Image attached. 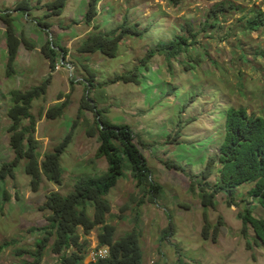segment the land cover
Listing matches in <instances>:
<instances>
[{
	"label": "rangeland",
	"instance_id": "374dc122",
	"mask_svg": "<svg viewBox=\"0 0 264 264\" xmlns=\"http://www.w3.org/2000/svg\"><path fill=\"white\" fill-rule=\"evenodd\" d=\"M21 1L0 0V17L10 15L16 36L23 35L33 45L30 50L20 46L15 75L6 78L5 27L0 19V167L14 158L6 133L12 90L24 91L49 80L45 96L31 103L35 118L40 110L66 104L61 118L48 120L43 114L36 122L39 162L70 132L72 137L60 157V186L43 177L39 190L32 192L24 161L12 178L0 182V264H32V258L18 253L33 251L42 238L39 229L48 216L40 209L45 197L52 192L65 197L79 179L100 177L107 170L103 158L94 159L98 144L85 132L94 126L95 115L79 111L82 99L101 117L138 136L152 180L160 186L153 203L145 200L133 209L131 196L141 198L135 183L129 177L117 182L107 196L111 211L106 221L115 226L114 240L137 228L143 264H264V246L253 242L251 228L244 231L239 217L249 210L254 218L264 219V210L249 196L253 184L235 188L231 198L228 192L217 193L211 207L201 204L200 187L193 185L207 159L218 156L228 108L264 117V28L244 29V20L264 15V0H177L175 5L169 0H100L90 26L83 17L88 0H66L58 17L47 15L45 4L53 0H25L27 13L14 10ZM221 3L237 9L218 14L209 27L207 14ZM38 22L49 25L47 33ZM125 23L141 33L138 38L126 36L115 58L77 54L80 43L95 32L92 27L108 33ZM190 34L197 36L192 40ZM179 36L188 40L186 53L169 62L155 55L141 63L158 44ZM46 41L65 51L53 69L40 51ZM83 65L95 74L92 83ZM137 66L138 85L111 83ZM179 123L182 136L175 141ZM168 161L182 171L167 169ZM214 183L215 176L207 180V190ZM205 223L209 228L204 237ZM97 233L95 229L85 238L89 250L97 247ZM55 262L46 251L41 264Z\"/></svg>",
	"mask_w": 264,
	"mask_h": 264
},
{
	"label": "trees",
	"instance_id": "16d2710c",
	"mask_svg": "<svg viewBox=\"0 0 264 264\" xmlns=\"http://www.w3.org/2000/svg\"><path fill=\"white\" fill-rule=\"evenodd\" d=\"M99 1H87L83 16L87 26H90L96 17V7ZM169 2L175 5L177 0H169ZM65 6L66 0H53L45 4L49 13L47 15L58 17ZM224 6L225 4L221 3L211 8L206 19L209 27L217 22L218 14L223 15L229 9H237V7L226 9ZM14 10L27 13L29 4L23 0L16 4ZM258 16L251 20H244V29L247 32H255L264 28V15L258 14ZM0 19L5 27V77L13 78L20 46L23 45L30 50L33 45L23 35L16 36L14 21L10 15H2ZM36 24L47 33L49 29L47 23L38 22ZM92 28L95 32L89 33L80 43L76 49L77 54L100 53L112 59L115 58L118 46L126 36L138 38L141 33L126 23L108 33L98 32L97 26ZM196 36V34H190V39L194 40ZM187 41L186 37L179 36L169 43H160L145 56L141 63L145 65L155 55L162 56L169 62L176 56L186 53L189 46ZM55 48L56 45L49 41H46L40 48L51 69L54 68L58 57L65 53L64 50ZM83 67L88 74L89 83H92L95 74L85 65ZM138 68L137 66L129 73L115 77L111 83L124 82L138 85ZM48 86L49 80L47 79L39 86L30 87L24 91L9 92L10 106L6 112L9 125L6 133L14 158L10 163L0 167V182L7 177L12 178L14 170L21 161H24V174L30 179L29 186L32 192L39 190L43 177L47 182L60 186V157L71 141L72 132L63 139L62 143L55 146L52 152L45 154L39 162L40 143L35 139V129L37 120L43 114L48 120L61 118L66 104L63 102L46 111L40 110L37 118L30 113L32 101L45 96ZM82 110L93 112L95 115L94 126L87 129L85 133L88 138L96 139L98 147L94 159L103 158L107 163V170L100 177L79 179L74 184L73 190L65 197L55 192L49 193L40 208L41 211L48 213L45 225L39 229L42 232V238L36 242L33 251L18 254H25L32 258V264H41L46 251L56 258L55 264H143L139 245L141 232L133 228L119 239L114 240L115 226L108 224L106 220L111 211L107 196L119 180L129 177L135 183L138 193L141 194V198L136 200L137 194L131 196L132 200L129 205L133 209H138L146 202L145 200L153 203L157 194L160 193V186L152 180L151 172L140 152L144 143L138 139V136L132 134L129 127L114 125L107 118L101 117L100 111H96L94 106L88 104L85 99H82L79 107V111ZM222 121L223 136L218 148V156L207 159L203 171L195 177L199 181L193 184L200 187L201 204L211 207L217 193L228 192L231 198V192L235 188L250 183L253 187L249 191V196L254 198L264 210V117L248 116L242 108H228ZM177 126L178 130L173 138L175 141L182 136L183 126L181 123ZM170 142L167 141L168 144ZM164 166L167 169L182 171L180 165L174 162H164ZM213 176H215V183L209 191L206 183ZM239 217L242 220L244 231L251 228L254 235L253 242L264 246V219L254 218L249 210H245ZM207 228H209L208 224L203 229L204 237ZM95 229H98L97 247L107 248L108 254L105 259L95 263H85L89 252V243L85 238ZM168 233L170 235V228L166 234Z\"/></svg>",
	"mask_w": 264,
	"mask_h": 264
},
{
	"label": "built area",
	"instance_id": "2783aa9c",
	"mask_svg": "<svg viewBox=\"0 0 264 264\" xmlns=\"http://www.w3.org/2000/svg\"><path fill=\"white\" fill-rule=\"evenodd\" d=\"M107 254H108L107 248L95 247L89 250L87 254V263L89 262L95 263L98 260L105 259L107 257Z\"/></svg>",
	"mask_w": 264,
	"mask_h": 264
}]
</instances>
